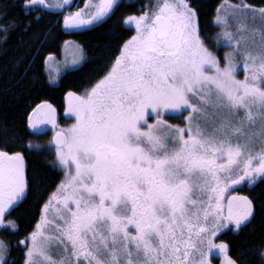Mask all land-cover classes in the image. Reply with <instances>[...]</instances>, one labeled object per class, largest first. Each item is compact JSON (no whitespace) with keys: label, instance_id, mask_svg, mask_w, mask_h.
Here are the masks:
<instances>
[{"label":"snow or ice","instance_id":"1","mask_svg":"<svg viewBox=\"0 0 264 264\" xmlns=\"http://www.w3.org/2000/svg\"><path fill=\"white\" fill-rule=\"evenodd\" d=\"M117 3L86 5L94 8L87 19L77 11L64 23H102ZM42 4L27 0L25 7ZM239 11L259 19L261 27L251 29L259 42L248 43V26L238 19V37L223 32L235 49L223 59L205 43L189 0H157L150 12L126 18L136 34L83 95L68 93L75 123L54 137L66 180L43 205L25 264H210L212 249L227 253L212 238L227 223L247 226L255 208L247 196L225 204V193L264 177V8ZM216 20L229 27L224 17ZM37 109L57 127L50 104ZM165 114L183 117L184 126L169 124ZM29 124L36 126L31 116ZM9 146L5 140L0 148V226L14 229L6 216L31 185L23 154L4 150ZM7 255L0 241V264ZM226 264L237 261L226 256Z\"/></svg>","mask_w":264,"mask_h":264},{"label":"trees","instance_id":"2","mask_svg":"<svg viewBox=\"0 0 264 264\" xmlns=\"http://www.w3.org/2000/svg\"><path fill=\"white\" fill-rule=\"evenodd\" d=\"M26 2L0 0V148L7 140L10 146L4 150L23 154L31 185L27 199L6 216V221L16 223V228L0 229V237L8 246V264H25L28 238L41 219L43 205L64 179L48 134L37 135L29 128L30 114L37 105L47 102L57 109L62 126L72 124L73 119L63 118L68 93H84L105 74L123 43L134 35L133 29L125 27V18L142 13L145 7L140 8L151 0H121L102 23L77 32L65 31L62 20L57 21L58 14L41 12L38 7L26 8ZM226 2L264 8V0H189L211 50L220 31L215 19ZM68 41L84 47L86 60L80 68L63 73L57 84H51L46 59L59 55ZM175 119L171 117L172 123L180 122ZM242 191L253 201L255 218L238 230L231 227L221 233L218 241L227 245L229 256L237 264H264V179L254 190L247 185Z\"/></svg>","mask_w":264,"mask_h":264},{"label":"rangeland","instance_id":"3","mask_svg":"<svg viewBox=\"0 0 264 264\" xmlns=\"http://www.w3.org/2000/svg\"><path fill=\"white\" fill-rule=\"evenodd\" d=\"M69 1H72V0H51V3H48L47 7H48V9H52L54 11L55 10L60 11L67 6ZM97 2L99 3L100 0H91L90 1V3H93V5L97 4ZM118 2H119V0H118ZM156 2H157V0H151V2L149 3L150 5L148 4L145 11L150 12ZM243 5H247V4L242 3V2L230 4V3L226 2L219 9V11L217 13V15L224 17V19H226L228 21V24H229V27L227 29H225L215 19V24L220 28V31L218 32V34L215 38L216 42L213 46L212 51L214 52V54H216L221 59H223V57L226 53H230V54L235 53V49L233 47L226 46V37H224L223 32L225 30H227L229 32H232L234 37H238L240 35V33L237 32L238 25L236 24V20H238V19H243L244 22L248 26V31L244 32V35H245L248 43L251 44V40L253 38L256 39L257 43L259 42V34L257 33L254 35L251 31L252 28H260L261 27V25L259 23V19H257L256 22H253L251 19V16L253 14L251 12L243 13V12L239 11V9ZM248 6H251V5H248ZM115 7L116 6H114V8ZM251 7L255 8L257 10L260 9L258 7H254V6H251ZM92 10H94V9L88 8L84 13L85 17H87L86 14ZM68 14H69V12H68ZM68 14H65V17L68 16ZM256 16H257V18L259 17V11L256 12ZM197 22H198V20H197ZM126 25L134 28V30H135L134 25H132V24H126ZM74 54L78 57V59H76L75 62H74ZM84 60H85V52H84L83 47L80 44H78L76 41L66 42L63 45L61 53L58 56L57 55L49 56L45 62V70H46V73L48 74L49 82L51 84H57L59 82L60 76L63 73H65L68 70H72V69H76V68L80 67L83 64ZM235 63H236V68H237V78L243 79L244 75H245V72H244L243 67H242L244 61L237 55L235 57ZM80 95H83V93ZM72 102H73L72 99L67 95V97H66V110H65L64 115L67 118L74 119L72 114L68 111L69 106ZM47 104H49V103H47ZM43 105L44 104H41V108L43 107ZM52 107L54 108V106H52ZM54 109H55V117H56V125H57L56 128H53V126L50 123H48L47 118H46V114L44 112H42L41 109L36 108V111L34 112V115L32 118L33 122L36 125L35 128L32 127V130L35 133L49 132V134H52L53 132L59 130V128H65L66 129V128L70 127L73 123H75V119H74V122L70 126H66V127L62 126L61 123L58 121L57 110H56V108H54ZM187 115H188V113L184 112L183 117H186ZM171 117L172 116L165 114L163 116V119L167 120L169 124L179 125L181 127L184 126L185 121H184L183 117L175 119V120H177V119L180 120L179 123H177L176 121H174V123H172ZM154 120H155V117L153 116L149 119V123H153ZM49 145H51L53 147L56 165L58 166L59 169H61L64 172V179H63V181H64V180H66L65 171L57 163V156L55 153V147L52 145V142H51V135H50ZM256 151H259V144H257V146H256ZM245 181H247V178L244 181H241L238 185L231 186V188L225 193V201H224L225 204L227 203L228 197L235 195L234 194V188L243 184ZM235 196H237V195H235ZM238 197H240V196H238ZM225 214H226V209H225ZM40 222H41V219H40L39 223ZM4 227H10L11 229H13L11 226H8V225L0 226V229L4 228ZM230 227H233L235 230H238L235 228L234 224L227 223V225L224 228H222L219 232H217L216 236L212 238L216 244H221V243L225 244L224 242H219L217 240V238L221 232H223L225 229L230 228ZM0 241H3V239L1 237H0ZM23 244L26 245L25 242H23ZM29 244H30V241L28 240L27 245H29ZM226 256H229L228 247H227V253L226 254L224 252H221L219 249H212V251L209 253L208 259L210 261V264H226Z\"/></svg>","mask_w":264,"mask_h":264},{"label":"flooded vegetation","instance_id":"4","mask_svg":"<svg viewBox=\"0 0 264 264\" xmlns=\"http://www.w3.org/2000/svg\"><path fill=\"white\" fill-rule=\"evenodd\" d=\"M90 1L91 0H72V1H69L68 2V4H67V6L65 7V8H63L62 10H60V11H54V10H52V9H48V7H47V5H48V3H51V0H44V4H42V5H35V6H31V7H38V8H40L41 9V12H45V11H47V12H52V13H55V14H58V19H57V21L58 20H62V27H63V29L65 30V31H67V32H77V31H81V30H84V29H87V28H89V27H91L92 25H94V24H96V23H94V24H92V25H90V26H73V25H68V26H66L65 25V23H64V21L63 20H65V14H68V12H69V14L68 15H70V14H73V13H75V12H77V11H82L83 13H85V11L88 9V7H86V5H93V3H90ZM54 2V1H53ZM121 2V0H119V2H118V4L116 5V7L111 11V13L109 14V16L108 17H110L114 12H115V10H116V8H117V6L119 5V3ZM55 3V2H54ZM98 3V2H97ZM150 5V4H149ZM148 6V4H146V5H144L142 8H140V9H143L144 7V10H143V12L145 11V9H146V7ZM94 9V8H93ZM142 12V13H143ZM142 13H140V14H136L135 16H139V15H141ZM132 16V15H131ZM107 17V18H108ZM83 18L84 19H87V17H85V15L83 16ZM106 19V18H105ZM125 20H126V18H125ZM125 20H124V25H125V27H127V28H131V29H133L134 30V28H132V27H129V26H127L126 24H125ZM136 33H135V30H134V35H135ZM78 43V42H77ZM79 44V43H78ZM82 46V45H81ZM83 47V46H82ZM83 49H84V47H83ZM84 52H85V50H84ZM52 56H54V55H52ZM58 56V55H57ZM47 60V59H46ZM85 60H86V56H85ZM85 60H84V62H85ZM83 62V63H84ZM83 65V64H82ZM81 65V66H82ZM80 66V67H81ZM80 67H78V68H80ZM77 68V69H78ZM77 95H80V94H77ZM52 105V104H51ZM53 106V105H52ZM55 108V107H54ZM57 110V109H56ZM65 110H66V99H65ZM57 113H58V111H57ZM65 113V112H64ZM63 118L64 119H72V118H67V117H65V115L63 114ZM58 121L60 122V115H59V113H58ZM73 122H74V119H73ZM71 125V124H70ZM69 125V126H70ZM65 127V126H64ZM31 131L33 132V133H35L33 130H32V126H31ZM56 132V131H55ZM55 132H53L52 134H49V132H46V133H35V134H37V135H43V134H48V136H49V140H50V135H51V142H52V139H53V136L55 135ZM53 148V147H52ZM264 179V177H257L256 178V180L253 182V183H251V184H249L247 181H245L243 184H241V185H239L238 187H236V188H234V194L235 195H237V196H240V197H243V196H247L243 191H242V188H244V187H246L247 185H248V187L251 189V190H254L257 186H258V184L262 181ZM248 197V196H247ZM249 198V197H248ZM250 199V198H249ZM251 200V199H250ZM24 202V201H23ZM23 202H20L19 203V205L20 204H22ZM231 228V227H230ZM230 228H227V229H225L223 232H225V231H227V230H229ZM223 232H221V233H223ZM220 233V234H221ZM219 234V235H220ZM217 240H218V238H217Z\"/></svg>","mask_w":264,"mask_h":264},{"label":"water","instance_id":"5","mask_svg":"<svg viewBox=\"0 0 264 264\" xmlns=\"http://www.w3.org/2000/svg\"><path fill=\"white\" fill-rule=\"evenodd\" d=\"M81 26H90V25L89 24H85V25H81ZM33 115H34V111L30 114V116L33 118ZM28 126H29V128H31V125L29 124V119H28ZM54 137H55V135L53 136L52 143H53V146L55 147ZM25 171H26V169H25Z\"/></svg>","mask_w":264,"mask_h":264}]
</instances>
